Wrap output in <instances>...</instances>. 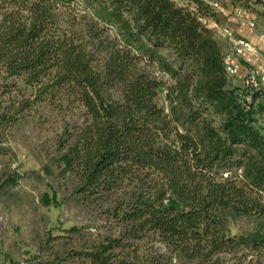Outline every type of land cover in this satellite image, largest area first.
<instances>
[{
    "label": "trees",
    "instance_id": "1",
    "mask_svg": "<svg viewBox=\"0 0 264 264\" xmlns=\"http://www.w3.org/2000/svg\"><path fill=\"white\" fill-rule=\"evenodd\" d=\"M212 1L0 0V136L41 103L78 108L57 140L60 171L111 224L72 252L87 264L264 254V89L230 84L207 23L261 0ZM237 217L252 229L231 234Z\"/></svg>",
    "mask_w": 264,
    "mask_h": 264
},
{
    "label": "rangeland",
    "instance_id": "2",
    "mask_svg": "<svg viewBox=\"0 0 264 264\" xmlns=\"http://www.w3.org/2000/svg\"><path fill=\"white\" fill-rule=\"evenodd\" d=\"M251 8L245 10L249 16L264 17L263 0ZM74 18L72 11H60L62 25ZM78 112V108L57 110L41 103L0 136L8 149L0 154V264H87L72 252L110 232L105 214L76 201L72 179L60 171L57 140L66 123L80 120ZM6 179L10 181L3 184ZM43 193L50 201L47 205L40 201ZM252 227L245 217L229 223L231 234ZM139 243L163 251L157 241L144 238ZM172 264L187 263L174 257ZM240 264H264V254L249 255Z\"/></svg>",
    "mask_w": 264,
    "mask_h": 264
},
{
    "label": "crops",
    "instance_id": "3",
    "mask_svg": "<svg viewBox=\"0 0 264 264\" xmlns=\"http://www.w3.org/2000/svg\"><path fill=\"white\" fill-rule=\"evenodd\" d=\"M234 9H242V6L235 4L227 9H221L217 14L216 21L207 20V23L215 29L225 50L229 49V43L221 34L222 27H228L236 36L247 38L256 47V52H245L241 56L233 57L232 64L236 67L237 73L231 77L230 84L239 88L244 87L247 72L254 70L258 73L260 87L264 89V77L259 74L260 67L264 62V39L260 37V34L264 33V17H260V15L257 17L250 13V17L255 21V27H250L244 18L232 12Z\"/></svg>",
    "mask_w": 264,
    "mask_h": 264
},
{
    "label": "built area",
    "instance_id": "4",
    "mask_svg": "<svg viewBox=\"0 0 264 264\" xmlns=\"http://www.w3.org/2000/svg\"><path fill=\"white\" fill-rule=\"evenodd\" d=\"M218 1L220 0L210 2L211 6L219 9ZM232 12H234L237 16L244 18L250 27H254V21L244 9H234ZM221 34L228 40L229 43V49L226 50L223 55L225 71L228 75L234 76L237 73V69L232 64L233 57L241 56L245 52H256V47L247 38L234 35L228 27H222ZM260 37L264 39V33H261ZM259 74L264 77V62L260 67ZM245 79V86H247L250 90L258 89L260 87L258 73L254 70H249ZM245 97L248 101L251 100L250 93H247Z\"/></svg>",
    "mask_w": 264,
    "mask_h": 264
}]
</instances>
